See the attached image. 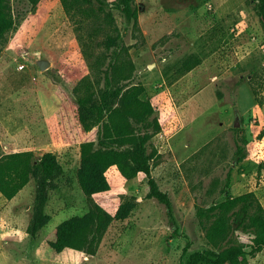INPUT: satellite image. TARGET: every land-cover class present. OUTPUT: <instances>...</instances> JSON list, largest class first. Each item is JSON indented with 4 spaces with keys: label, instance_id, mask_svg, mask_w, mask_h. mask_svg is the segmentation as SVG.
<instances>
[{
    "label": "rangeland",
    "instance_id": "rangeland-1",
    "mask_svg": "<svg viewBox=\"0 0 264 264\" xmlns=\"http://www.w3.org/2000/svg\"><path fill=\"white\" fill-rule=\"evenodd\" d=\"M9 2L15 25L0 46V157L52 152L60 169L12 200L0 196V264H65L45 257L43 239L106 201L135 208L81 264H182L212 248L206 226L216 203L253 192L264 206V25L253 3L135 0L138 23L114 9L109 25L103 16L69 15L61 0ZM118 34L163 130L152 141L150 173L127 181L113 167L112 193L89 198L77 180L80 146L53 142L49 121L63 104L58 88L72 96L94 77L104 42ZM188 60L199 64L186 72ZM243 137L250 142L241 159ZM39 213L50 220L33 237L28 227ZM250 264H264V250Z\"/></svg>",
    "mask_w": 264,
    "mask_h": 264
},
{
    "label": "trees",
    "instance_id": "trees-1",
    "mask_svg": "<svg viewBox=\"0 0 264 264\" xmlns=\"http://www.w3.org/2000/svg\"><path fill=\"white\" fill-rule=\"evenodd\" d=\"M38 4L40 0H29ZM69 15L103 16L107 24L115 23L117 9L138 23L135 0H61ZM264 25V0H248ZM84 5H88L85 7ZM94 6L97 7L95 10ZM15 25L9 0H0V46ZM88 44V43H87ZM104 53L94 64L95 76L84 77L72 96L58 88L62 106L49 121L53 142L79 145L80 165L77 180L89 198L108 196L113 184L108 171L116 167L121 179L131 180L150 173L156 165L153 138L162 132L156 117L158 107L143 99L145 86L135 82L136 65L124 38L109 35ZM198 60L184 63L186 72ZM239 156H248L249 140L243 137ZM57 156L48 152L38 157L33 151H19L0 157V193L14 199L29 183L58 171ZM135 208L132 202L97 204L84 216H73L59 224L42 241L45 257L65 264H81L94 256L101 237L113 221H124ZM213 220L206 226L211 249L193 252L182 264H250L264 250V206L255 193L227 196L211 207ZM50 220L39 213L30 223L28 232L36 237ZM244 236L234 239L237 231Z\"/></svg>",
    "mask_w": 264,
    "mask_h": 264
},
{
    "label": "water",
    "instance_id": "water-1",
    "mask_svg": "<svg viewBox=\"0 0 264 264\" xmlns=\"http://www.w3.org/2000/svg\"><path fill=\"white\" fill-rule=\"evenodd\" d=\"M50 65H51V63L48 60H41V61H39V66H40V68L43 71L48 70L49 67H50ZM239 126H240L239 122L236 121L235 127H239Z\"/></svg>",
    "mask_w": 264,
    "mask_h": 264
},
{
    "label": "crops",
    "instance_id": "crops-1",
    "mask_svg": "<svg viewBox=\"0 0 264 264\" xmlns=\"http://www.w3.org/2000/svg\"><path fill=\"white\" fill-rule=\"evenodd\" d=\"M0 196H2L1 193H0Z\"/></svg>",
    "mask_w": 264,
    "mask_h": 264
}]
</instances>
